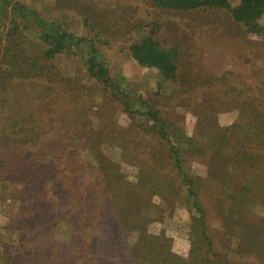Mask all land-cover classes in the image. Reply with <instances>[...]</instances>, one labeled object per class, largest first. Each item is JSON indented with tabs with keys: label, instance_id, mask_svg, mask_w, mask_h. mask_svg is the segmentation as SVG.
Instances as JSON below:
<instances>
[{
	"label": "rangeland",
	"instance_id": "obj_1",
	"mask_svg": "<svg viewBox=\"0 0 264 264\" xmlns=\"http://www.w3.org/2000/svg\"><path fill=\"white\" fill-rule=\"evenodd\" d=\"M45 23L71 37L54 57ZM256 24L154 0H0V264H264ZM151 33L178 51L174 76L132 56Z\"/></svg>",
	"mask_w": 264,
	"mask_h": 264
},
{
	"label": "trees",
	"instance_id": "obj_2",
	"mask_svg": "<svg viewBox=\"0 0 264 264\" xmlns=\"http://www.w3.org/2000/svg\"><path fill=\"white\" fill-rule=\"evenodd\" d=\"M154 4L164 8L182 10L199 7L225 8L236 21L246 24L252 30L260 28V25L256 24V22L264 15V0H238L234 5L231 3V0H154ZM18 11L23 17L28 13L22 12L20 9ZM45 25L47 24L45 23ZM62 32L60 33L55 25H47L44 29L43 39L48 44L45 51L47 57H54L69 45L71 37L67 38L70 34L64 30ZM78 42L80 40L75 41V43ZM130 50L132 56L139 64L155 67L166 77L175 75L178 51L175 48L162 47L152 33L132 43ZM89 64L91 73L96 77L107 73L103 65L97 63L95 60H91ZM152 115L155 116L157 114L152 111Z\"/></svg>",
	"mask_w": 264,
	"mask_h": 264
}]
</instances>
